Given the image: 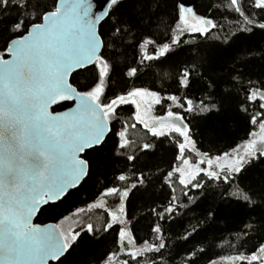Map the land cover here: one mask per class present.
Here are the masks:
<instances>
[{
  "label": "snow or ice",
  "instance_id": "snow-or-ice-1",
  "mask_svg": "<svg viewBox=\"0 0 264 264\" xmlns=\"http://www.w3.org/2000/svg\"><path fill=\"white\" fill-rule=\"evenodd\" d=\"M217 10L0 0V264H264V0Z\"/></svg>",
  "mask_w": 264,
  "mask_h": 264
},
{
  "label": "trees",
  "instance_id": "trees-1",
  "mask_svg": "<svg viewBox=\"0 0 264 264\" xmlns=\"http://www.w3.org/2000/svg\"><path fill=\"white\" fill-rule=\"evenodd\" d=\"M227 5V0H199L195 7L193 8V11L202 16H208L212 18L218 25H221L224 27L226 31H232L235 30V17L232 16L230 13H225L222 10H217V6L220 8H223ZM228 17V18H225ZM242 47V46H241ZM79 79V78H77ZM157 114H159L162 110L157 108ZM250 128H245L242 124H234L231 127L230 134L227 138L219 140L214 145H209L207 142L202 143V148H212V150L215 151H227L231 147H235L237 144H240L243 139L246 138L247 131H250ZM94 191V188L92 186V183L89 182L88 184H85L84 187L80 190L79 193H74L73 196L66 202V204L63 206L64 208H67L71 210L72 207L80 206L82 202H84L86 197H90L92 192ZM140 202L133 198L130 200L128 205V210L131 215L138 216L140 215ZM199 209L194 210L193 212H190L187 217H185L183 220L179 221L177 224L173 225V231L179 232L182 230L183 227L187 226L189 220L192 216L198 215ZM55 214L51 212H43L41 214H38L36 222L40 224H45L49 222H55L53 219V216ZM93 218H96L95 211L92 213ZM194 222V221H193ZM220 227H228L232 229H238L240 227V224L238 221H231L228 225L221 224ZM227 235V233H225ZM194 242V241H193ZM191 243L186 245V247H190ZM227 249L224 250V253L227 254Z\"/></svg>",
  "mask_w": 264,
  "mask_h": 264
},
{
  "label": "water",
  "instance_id": "water-1",
  "mask_svg": "<svg viewBox=\"0 0 264 264\" xmlns=\"http://www.w3.org/2000/svg\"><path fill=\"white\" fill-rule=\"evenodd\" d=\"M198 1L199 0H177V3H183L185 7L193 9ZM97 2H98V0H93L94 4H96ZM36 219H37V217L34 218V223H37ZM49 223H53V222H49Z\"/></svg>",
  "mask_w": 264,
  "mask_h": 264
},
{
  "label": "rangeland",
  "instance_id": "rangeland-1",
  "mask_svg": "<svg viewBox=\"0 0 264 264\" xmlns=\"http://www.w3.org/2000/svg\"><path fill=\"white\" fill-rule=\"evenodd\" d=\"M258 131V130H257Z\"/></svg>",
  "mask_w": 264,
  "mask_h": 264
}]
</instances>
